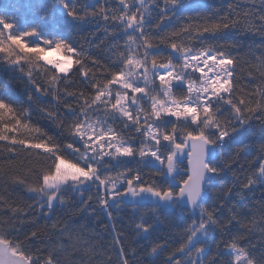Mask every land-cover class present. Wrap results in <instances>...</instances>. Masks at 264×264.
Instances as JSON below:
<instances>
[{
  "label": "trees",
  "instance_id": "16d2710c",
  "mask_svg": "<svg viewBox=\"0 0 264 264\" xmlns=\"http://www.w3.org/2000/svg\"><path fill=\"white\" fill-rule=\"evenodd\" d=\"M174 1L179 6L169 8L171 0H0V239L13 253L32 264H58L62 226L84 217L117 232L124 264H181L185 254L171 259L187 242L189 231L180 232L179 224L157 215L162 221L152 217L144 234L131 226L128 209L109 206L111 227L96 183L91 192L44 193L59 159L77 164L69 151L79 146L75 127L100 117L133 146L132 166L123 169L140 189L177 190L143 164L140 147L170 152L192 135L213 141V175L201 212L183 215L186 227L204 222L207 233L186 254L200 245L191 264H226L223 250L236 241L264 264V0ZM172 47L231 61L230 91L211 103L204 119L164 125L146 108L142 123L102 112L99 94L113 85L129 54L163 65L174 59ZM50 48L73 58L66 75L43 60ZM148 123L157 126L158 143L144 135ZM181 164L179 182L187 177L186 161ZM112 165L105 163L119 168Z\"/></svg>",
  "mask_w": 264,
  "mask_h": 264
},
{
  "label": "rangeland",
  "instance_id": "374dc122",
  "mask_svg": "<svg viewBox=\"0 0 264 264\" xmlns=\"http://www.w3.org/2000/svg\"><path fill=\"white\" fill-rule=\"evenodd\" d=\"M176 6H179V3L171 0L169 8ZM131 24H136L135 18L131 19ZM129 44H131V40ZM172 48L174 49V59H170L167 64L163 65H156L135 54H129L126 58L125 68L114 78L113 85L99 94L102 112H116L133 121H136L135 118H137L142 123L146 120L143 113L146 108L154 119L161 116L160 121L164 125L171 121L179 123L184 121L189 125L197 123L201 118L204 119L209 112L211 103L223 98L230 91L231 61L224 55L213 51L193 52L188 48ZM172 48L168 50L171 51ZM42 58L46 63L55 67L61 75H66L73 66V58L56 48L48 49ZM143 128L144 135L151 139L152 143L160 141L158 128L155 124L148 123ZM74 135L79 146L70 148L69 151L76 159L77 164L62 159L58 160L55 172L48 176L44 182L43 191L47 197L55 198L59 190L66 187L72 189L85 187L87 192H91L95 187L93 183H96L101 190L102 215L111 227L109 206L118 212L128 209L127 213L132 216L131 226L142 229L144 234L148 232L146 227L152 217L155 216L152 222L157 223L155 222L157 215H161L169 222L173 221L175 224H179L180 232L189 231L186 234L187 241L196 232L207 233V226L204 222L195 221L191 223L190 228L186 227L183 215L187 212H201L202 201L211 180L203 191L204 195L201 201L189 211L176 203L172 208L166 209L156 205H127L120 201H114L123 190L140 188L132 178L128 177L127 170L123 169V167L127 168L132 164L130 161L128 162V159L133 158V146L121 139L116 131L100 117L80 122L75 127ZM187 137L183 138L184 141ZM225 137V133L217 136L219 145L223 144ZM211 142L213 143V141ZM175 148L172 147L170 152H164L156 145H145L139 148V158L145 166L162 175L165 163ZM211 160L208 162L210 177L213 175V168L210 166ZM105 163L113 164V167L119 168H106ZM179 167L182 168V164H179ZM141 189L159 191L154 187ZM168 190L175 193L172 189ZM105 206L106 210L104 211L103 207ZM161 217H158L159 222L162 221ZM60 238L62 248L57 253L58 264H119V262L124 264V257L118 246L119 237L113 228L104 231L98 227L95 221L79 217L64 223L60 231ZM0 245L9 249L1 239ZM199 246L179 258L178 262L181 264L194 262ZM9 252L16 255L10 249ZM254 255L255 253H251L246 246L242 247L236 241L223 250L226 264H259L260 262ZM17 256L19 255L17 254ZM25 261L26 264H32L28 258Z\"/></svg>",
  "mask_w": 264,
  "mask_h": 264
},
{
  "label": "water",
  "instance_id": "95a60500",
  "mask_svg": "<svg viewBox=\"0 0 264 264\" xmlns=\"http://www.w3.org/2000/svg\"><path fill=\"white\" fill-rule=\"evenodd\" d=\"M214 147L212 142L202 136L192 135L188 137L185 143L178 146L172 157L167 160L162 177L169 182V184L177 186L178 190L173 193L171 190L164 192L141 190L135 188H127L123 190L117 199L127 205H157L166 209L172 208L173 204L192 210L203 198V191L206 188L210 179V170L208 162L212 159ZM180 159L187 160V177L185 181L178 182L176 177L179 169L176 168V162ZM261 172L258 178H261ZM202 238L201 232H196L188 239L185 249L177 252L171 259L177 257L187 250L194 247L195 243ZM201 252L198 253V256ZM25 257L13 255L8 248L0 245V264H26Z\"/></svg>",
  "mask_w": 264,
  "mask_h": 264
},
{
  "label": "flooded vegetation",
  "instance_id": "af4514ba",
  "mask_svg": "<svg viewBox=\"0 0 264 264\" xmlns=\"http://www.w3.org/2000/svg\"><path fill=\"white\" fill-rule=\"evenodd\" d=\"M185 142V141H184ZM183 161H186L185 159H181V160H179L178 162H177V164H176V167L177 168H179V172H181L182 171V169L179 167V164H181Z\"/></svg>",
  "mask_w": 264,
  "mask_h": 264
},
{
  "label": "built area",
  "instance_id": "2783aa9c",
  "mask_svg": "<svg viewBox=\"0 0 264 264\" xmlns=\"http://www.w3.org/2000/svg\"><path fill=\"white\" fill-rule=\"evenodd\" d=\"M103 22H104V24L109 23V20H108V18L106 16H103Z\"/></svg>",
  "mask_w": 264,
  "mask_h": 264
},
{
  "label": "bare ground",
  "instance_id": "6f19581e",
  "mask_svg": "<svg viewBox=\"0 0 264 264\" xmlns=\"http://www.w3.org/2000/svg\"><path fill=\"white\" fill-rule=\"evenodd\" d=\"M213 147H214V151L216 150V146H215V144H213Z\"/></svg>",
  "mask_w": 264,
  "mask_h": 264
}]
</instances>
